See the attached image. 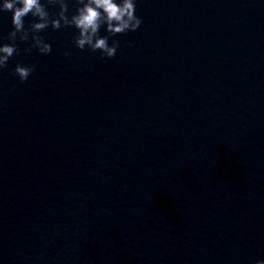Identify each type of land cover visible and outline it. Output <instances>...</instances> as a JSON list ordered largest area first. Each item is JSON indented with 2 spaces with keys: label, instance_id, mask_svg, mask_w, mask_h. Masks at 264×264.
<instances>
[{
  "label": "water",
  "instance_id": "obj_1",
  "mask_svg": "<svg viewBox=\"0 0 264 264\" xmlns=\"http://www.w3.org/2000/svg\"><path fill=\"white\" fill-rule=\"evenodd\" d=\"M137 15L113 59L49 28L50 55L18 41L0 71V264L264 259V3ZM12 30L0 15V44Z\"/></svg>",
  "mask_w": 264,
  "mask_h": 264
},
{
  "label": "clouds",
  "instance_id": "obj_2",
  "mask_svg": "<svg viewBox=\"0 0 264 264\" xmlns=\"http://www.w3.org/2000/svg\"><path fill=\"white\" fill-rule=\"evenodd\" d=\"M260 2L264 3V0ZM137 3L138 0H0V15L10 13L13 27L8 35L11 44H0V71L7 68L10 59L17 54L18 41L30 42L25 49L28 54L36 49L42 56L50 55L52 45L40 35L49 28L53 31L74 28L78 33L74 40L76 48L99 52L102 58L113 59L120 41L112 38L135 33L143 24L137 15ZM70 5L75 8L71 14ZM49 7L59 9L55 17L50 14ZM28 16L34 22L26 29L25 18ZM102 30L105 35H101ZM68 55L70 52L66 51L65 56ZM34 71L35 65L17 64L15 67V75L21 83H26ZM256 264H264V259L257 260Z\"/></svg>",
  "mask_w": 264,
  "mask_h": 264
}]
</instances>
